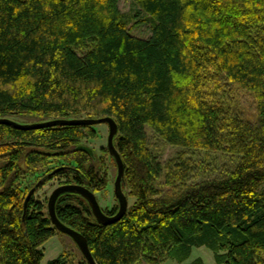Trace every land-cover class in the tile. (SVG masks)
Here are the masks:
<instances>
[{
  "label": "trees",
  "instance_id": "1",
  "mask_svg": "<svg viewBox=\"0 0 264 264\" xmlns=\"http://www.w3.org/2000/svg\"><path fill=\"white\" fill-rule=\"evenodd\" d=\"M132 3L126 13L120 0H0V118L117 121L127 212L101 223L77 192L56 206L98 264L183 263L199 246L217 264H264V0ZM247 93L253 115L239 106ZM149 128L185 150L161 160ZM98 135L90 124L0 123V264H42L61 232L39 193L47 184L109 187L108 147L78 149ZM220 154L230 163L219 167ZM103 209L116 214L118 199ZM48 264L90 263L65 250Z\"/></svg>",
  "mask_w": 264,
  "mask_h": 264
},
{
  "label": "rangeland",
  "instance_id": "2",
  "mask_svg": "<svg viewBox=\"0 0 264 264\" xmlns=\"http://www.w3.org/2000/svg\"><path fill=\"white\" fill-rule=\"evenodd\" d=\"M120 7L124 12L129 13L133 8L132 0H120ZM131 25H132L131 30L134 34L143 37H149L151 35L152 31H151L150 22L142 23L135 26L133 21L131 22ZM239 106L241 107V109L245 111L247 115H253L256 107V102L253 95H251L250 93L244 94ZM22 119L32 120L35 118L24 117ZM97 130L99 132L98 137L84 143L92 147L98 156H101L103 154L102 149L104 147H107L108 145L109 125L107 123L97 124ZM148 130H149L152 150L155 152V154H157V156L161 160L166 161L170 158L175 157L180 151L185 150L180 146L169 144L151 128H149ZM205 153L206 152H197L194 153L193 155L195 159L198 161L205 159L206 156ZM108 161L110 165L109 174L111 178V184L105 191H99L96 193L98 200L103 208L112 207L117 202V198L115 196L116 195L115 189L113 185L117 176L118 167L113 163V161H111L109 157H108ZM225 161L229 162L228 156H224L220 154L219 167H221V165ZM218 174H219L218 172L214 171L211 172V174L209 175L215 176ZM57 186H59V183L57 181H53L52 183L47 184L39 193L40 195H42V197L47 196L49 198L50 194ZM134 200L135 197L129 196L130 204L133 203ZM44 248H45V257L42 260V264H48V262L51 259L57 258L65 250L72 251L75 260H78L83 255L76 241L70 235L65 234L63 232L57 233L56 235L51 237L48 241H46L44 243ZM199 257L203 258L207 264H217L213 250H211L207 246L195 247L190 259L184 261L183 263H180L175 259H169L162 264H189L191 261ZM141 264H148V263L142 262Z\"/></svg>",
  "mask_w": 264,
  "mask_h": 264
},
{
  "label": "water",
  "instance_id": "3",
  "mask_svg": "<svg viewBox=\"0 0 264 264\" xmlns=\"http://www.w3.org/2000/svg\"><path fill=\"white\" fill-rule=\"evenodd\" d=\"M0 123H7L12 124L18 128L22 129H32V128H42V127H49V126H56V125H73V124H90V125H97L100 123H107L109 125V135H108V149L110 153L115 157L118 173L115 180V194L119 201V209L116 214L110 215L107 214L103 207L101 206L98 197L94 191L90 188L77 183H66L57 186L48 198V210L49 215L56 226V228L65 233L70 235L78 244L83 255L86 257L87 261L90 264H98L95 257L92 254V251L89 247L88 241L86 237L80 233L78 230L74 229L73 227L67 225L57 215V201L61 194L65 192H77L84 196L87 201L89 202L93 214L97 218V220L104 224L113 223L124 216L129 208V198L124 191L123 188V179L125 175V163L122 158L120 151L118 150L115 144V137L119 131L118 123L112 116H103L98 118H88V117H81V118H55L49 119L44 121H36L31 123H21L9 117L0 118ZM78 149L88 151L94 154V149L88 145H80ZM34 192L32 189L28 195V198Z\"/></svg>",
  "mask_w": 264,
  "mask_h": 264
},
{
  "label": "flooded vegetation",
  "instance_id": "4",
  "mask_svg": "<svg viewBox=\"0 0 264 264\" xmlns=\"http://www.w3.org/2000/svg\"><path fill=\"white\" fill-rule=\"evenodd\" d=\"M107 147H108V145H107ZM117 173H118V172H117ZM116 177H117V176H116ZM115 180H116V179H115ZM110 184H111V183H110ZM113 186H114V189H115V181H114V185H113ZM115 196H116V195H115ZM116 198H117V197H116ZM118 202H119V201H118ZM115 204H116V203H115ZM115 204H114V205H115ZM114 205H113V206H114Z\"/></svg>",
  "mask_w": 264,
  "mask_h": 264
}]
</instances>
